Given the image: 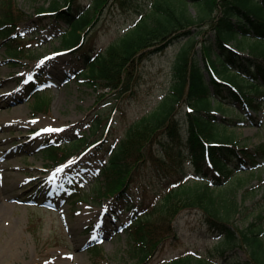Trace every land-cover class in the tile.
Listing matches in <instances>:
<instances>
[{
    "label": "rangeland",
    "instance_id": "374dc122",
    "mask_svg": "<svg viewBox=\"0 0 264 264\" xmlns=\"http://www.w3.org/2000/svg\"><path fill=\"white\" fill-rule=\"evenodd\" d=\"M151 1L109 0L95 25L84 32V48H89L94 57L104 53L147 11ZM50 2L16 0L25 14L18 30L20 47L27 55L12 58L6 41L0 38V205H5L0 211V264H135L129 252L133 241L127 226L136 211L127 209L121 201L97 196L96 185L103 180L101 168L118 142L169 91L176 56L185 39L144 59L126 93H109L101 98L102 89L94 90L81 76L86 67L80 53L61 50L65 48L60 46L59 37L67 25L38 14L40 7ZM78 2L87 8L93 0ZM185 110L182 107L179 114L184 127ZM249 112L252 120L248 116L238 119L239 111L229 110L227 114L238 116L235 118L242 125L228 133L234 134L241 146L254 151L264 143V101ZM99 116L103 126L95 129ZM53 133L66 142L64 149L73 141H86L58 165L43 152ZM73 160L75 165L71 167ZM186 164L184 180L195 182L198 176L189 161ZM145 183L148 191L135 193L134 200L137 204L145 198L146 206L159 196L154 185L147 180ZM230 188H235L239 205V211L231 213V223L245 228L264 209V159L258 169L234 174L224 187ZM69 198L76 202L71 204ZM142 209L138 215L144 213ZM174 226L177 238L168 239L149 264L181 256L189 257L192 264H235L248 259L245 248L226 246L223 235L209 227L201 209L182 211ZM99 244L103 253L95 257L90 248ZM222 248L226 249L223 255Z\"/></svg>",
    "mask_w": 264,
    "mask_h": 264
},
{
    "label": "trees",
    "instance_id": "16d2710c",
    "mask_svg": "<svg viewBox=\"0 0 264 264\" xmlns=\"http://www.w3.org/2000/svg\"><path fill=\"white\" fill-rule=\"evenodd\" d=\"M108 1L93 0L86 8L78 0H51L38 11L69 26L62 33L61 47L81 53L86 67L82 75L88 85L96 91L109 90L99 92L101 98L126 93L144 59L185 39L168 93L118 142L101 168L103 180L96 185L97 196L136 209L128 227L133 241L129 252L135 264H149L168 239L177 238L174 224L186 209H201L227 247L247 250L248 259L235 264H264V209L245 228H239L231 223V213L239 211L236 190L224 189L234 174L253 171L259 159H264V143L253 151L228 133L240 122L238 116L227 114L236 109L239 118L252 120L250 109H258L264 101V0H152L150 10L134 26L93 58L89 48H84V32L95 25ZM24 20L16 0H0V37L15 58L23 53L15 33ZM182 107L188 109L184 111L185 127L179 116ZM99 127L101 116L95 125ZM83 142L66 149L56 142L44 153L60 162ZM186 161L198 175L195 182L184 180ZM145 180L156 187L159 196L146 206L145 198L137 204L134 200L135 193L148 191ZM139 208L144 210L141 215ZM90 253L101 256L103 248L95 245ZM161 264L192 263L181 256Z\"/></svg>",
    "mask_w": 264,
    "mask_h": 264
},
{
    "label": "bare ground",
    "instance_id": "6f19581e",
    "mask_svg": "<svg viewBox=\"0 0 264 264\" xmlns=\"http://www.w3.org/2000/svg\"><path fill=\"white\" fill-rule=\"evenodd\" d=\"M15 109L17 110L16 106L14 107V110H15ZM16 110H15V111H16ZM2 204H3V203H2ZM1 208H2V210H4V209H5V205H4V206L0 205V211H1Z\"/></svg>",
    "mask_w": 264,
    "mask_h": 264
},
{
    "label": "snow or ice",
    "instance_id": "6c2138e0",
    "mask_svg": "<svg viewBox=\"0 0 264 264\" xmlns=\"http://www.w3.org/2000/svg\"><path fill=\"white\" fill-rule=\"evenodd\" d=\"M46 131H60V129H46Z\"/></svg>",
    "mask_w": 264,
    "mask_h": 264
}]
</instances>
